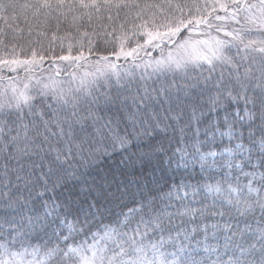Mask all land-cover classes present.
I'll list each match as a JSON object with an SVG mask.
<instances>
[{
	"label": "snow or ice",
	"instance_id": "1",
	"mask_svg": "<svg viewBox=\"0 0 264 264\" xmlns=\"http://www.w3.org/2000/svg\"><path fill=\"white\" fill-rule=\"evenodd\" d=\"M0 264H264V0H0Z\"/></svg>",
	"mask_w": 264,
	"mask_h": 264
}]
</instances>
